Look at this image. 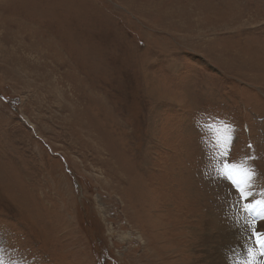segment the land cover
<instances>
[{"label": "rangeland", "instance_id": "rangeland-1", "mask_svg": "<svg viewBox=\"0 0 264 264\" xmlns=\"http://www.w3.org/2000/svg\"><path fill=\"white\" fill-rule=\"evenodd\" d=\"M257 201L264 0H0V264H207Z\"/></svg>", "mask_w": 264, "mask_h": 264}, {"label": "bare ground", "instance_id": "bare-ground-1", "mask_svg": "<svg viewBox=\"0 0 264 264\" xmlns=\"http://www.w3.org/2000/svg\"><path fill=\"white\" fill-rule=\"evenodd\" d=\"M242 183L243 181H238L236 187L241 188ZM249 211H251L249 215L245 214L239 219L230 218L227 226L221 222L218 223L217 220L215 222V219L198 222L200 225L203 224L201 236L206 239L205 243H209L216 233L220 239L219 248L216 246L212 248V252L206 251L205 257L209 260L207 264H264V246L258 242L254 234L255 232L264 236V210H248L247 212ZM238 220H240L239 225ZM232 242L235 243L236 253L227 256L232 251Z\"/></svg>", "mask_w": 264, "mask_h": 264}, {"label": "snow or ice", "instance_id": "snow-or-ice-1", "mask_svg": "<svg viewBox=\"0 0 264 264\" xmlns=\"http://www.w3.org/2000/svg\"><path fill=\"white\" fill-rule=\"evenodd\" d=\"M241 196L242 198H246V194L244 192L243 189H241ZM246 210H264V201H257L256 204H253V205H248L246 207ZM254 234L257 236V240L258 242L264 246V236H262L261 234L259 233H255Z\"/></svg>", "mask_w": 264, "mask_h": 264}]
</instances>
